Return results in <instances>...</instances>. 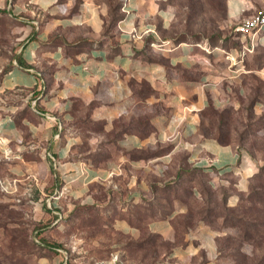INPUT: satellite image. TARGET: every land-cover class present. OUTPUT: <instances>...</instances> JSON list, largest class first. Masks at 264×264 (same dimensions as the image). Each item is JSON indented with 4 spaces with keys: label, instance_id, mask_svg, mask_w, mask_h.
<instances>
[{
    "label": "crops",
    "instance_id": "crops-1",
    "mask_svg": "<svg viewBox=\"0 0 264 264\" xmlns=\"http://www.w3.org/2000/svg\"><path fill=\"white\" fill-rule=\"evenodd\" d=\"M129 8L0 0V160L14 181L3 184L34 190L31 202L55 221L96 210L129 240L158 236L172 264H216L220 233L198 209L212 192L248 187L260 161L204 133V112L242 107L245 76L264 80V28L234 32L233 47L177 41L172 0ZM263 9L264 0H226V22ZM243 46L233 72L225 52Z\"/></svg>",
    "mask_w": 264,
    "mask_h": 264
},
{
    "label": "rangeland",
    "instance_id": "rangeland-1",
    "mask_svg": "<svg viewBox=\"0 0 264 264\" xmlns=\"http://www.w3.org/2000/svg\"><path fill=\"white\" fill-rule=\"evenodd\" d=\"M172 2L176 6L173 31L177 41L214 45L222 40L231 47L238 45L233 39L235 27L226 22V0ZM243 47L238 48L237 56L231 52L238 59L234 65L230 61L233 72L249 52L250 48ZM245 78L250 91L242 107L207 110L203 118L204 133L236 143L260 161L248 187L232 195L220 189L212 192L198 209L220 233L216 264H264V80L256 74ZM256 101L261 106L255 107ZM7 176L0 160V264H102L115 254L119 264H139L140 258L141 264H172L165 255L160 257L167 244L158 236L146 235L140 242L129 240L114 231L112 219L83 207L73 218L55 221L40 213V204L31 202L34 190L28 187V193H22L19 186L15 192L6 188L5 180L14 184L10 178L4 179ZM119 242L138 258L124 259L115 246Z\"/></svg>",
    "mask_w": 264,
    "mask_h": 264
},
{
    "label": "built area",
    "instance_id": "built-area-1",
    "mask_svg": "<svg viewBox=\"0 0 264 264\" xmlns=\"http://www.w3.org/2000/svg\"><path fill=\"white\" fill-rule=\"evenodd\" d=\"M121 9L125 14L131 13V9L129 8V0H123ZM263 28H264V9L245 16L235 26V32H239L243 35H252L253 38L254 34L262 30ZM197 44L199 45V43ZM242 49L245 50V47H243ZM225 53H226V58L230 59L232 65L236 64V61L238 59L235 57V55H233L231 52H225ZM117 259H118V255L115 254L112 255L108 261L107 260L102 261V264H115Z\"/></svg>",
    "mask_w": 264,
    "mask_h": 264
},
{
    "label": "trees",
    "instance_id": "trees-1",
    "mask_svg": "<svg viewBox=\"0 0 264 264\" xmlns=\"http://www.w3.org/2000/svg\"><path fill=\"white\" fill-rule=\"evenodd\" d=\"M122 1V0H121ZM212 111H215V110H212ZM216 112V111H215Z\"/></svg>",
    "mask_w": 264,
    "mask_h": 264
}]
</instances>
